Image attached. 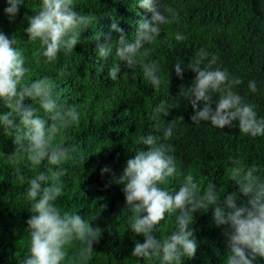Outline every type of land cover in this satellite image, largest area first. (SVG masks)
<instances>
[{"label":"clouds","instance_id":"clouds-1","mask_svg":"<svg viewBox=\"0 0 264 264\" xmlns=\"http://www.w3.org/2000/svg\"><path fill=\"white\" fill-rule=\"evenodd\" d=\"M4 3L5 16L14 22L25 0ZM136 3L152 13L151 19L140 20L131 38L117 23H112L111 29L120 33L119 38L109 43L110 37H106L98 46V56L105 62L110 55L115 57L108 68L110 80L121 79L118 61H123L131 69L133 79L139 69L145 81L155 90L161 89L165 84L160 64L151 58L152 46L164 26L178 22L179 14L167 0ZM93 22L90 13L77 10L76 0H39L38 10L27 16L23 29L29 44L40 45L39 54L34 57L0 30V101L9 109L0 111V133L12 137L16 145L6 159L12 168L11 183L25 185L22 196L32 213L27 220L28 248L19 264H86L95 252L93 243L102 234L100 227L92 226L99 212L90 221L88 216L69 213L57 203L63 194L61 178L67 172L65 165L74 162L76 151L74 145L65 142L63 133L79 123V105L61 103L56 79L49 75L32 79L30 71L33 65L56 62L60 53L70 56L81 42V33ZM174 39L180 42L187 36L177 31ZM167 46L174 45L169 41ZM66 67H62L61 75ZM185 68L196 74L192 83L181 85L175 100L168 94L147 113V119L153 122L150 127L160 134L149 131L140 135L136 142L141 147L127 159L120 176L113 175L114 181L123 185L127 230L144 237L143 242L136 241L131 256L143 258L145 264H185V258H193L199 245L194 235V214L211 209L216 225L227 226L224 235L228 251L223 264H255L258 257H264V175L256 165H246L238 158L231 160L228 177L239 185V193L247 198L246 206H237L236 192L221 196V189L214 183L202 189L192 174H184L178 187L170 186L181 173L169 141L176 134L177 118H184L176 117L166 123L162 118L186 100L194 109V124L208 122L223 129L238 122L240 133L256 138L264 137V116L258 115L256 104L235 90L243 79L221 67L215 53L200 47L187 63L177 60L172 65L180 79L184 78ZM102 70L103 66L97 71ZM247 88L256 93L257 80H248ZM29 99L32 103H26ZM0 159H5L3 153ZM37 167L42 170L31 177L22 171ZM100 171L103 175L112 169L104 166ZM173 216L175 226L163 235ZM69 248L75 249L71 255Z\"/></svg>","mask_w":264,"mask_h":264},{"label":"trees","instance_id":"trees-1","mask_svg":"<svg viewBox=\"0 0 264 264\" xmlns=\"http://www.w3.org/2000/svg\"><path fill=\"white\" fill-rule=\"evenodd\" d=\"M179 14L178 22L164 26L151 53V58L160 64L165 87L154 89L137 69L135 79L125 62L121 65V79L108 78V68L115 61L111 56L105 62L98 56V46L110 37L115 42L120 33L111 29L117 23L129 38L134 35L138 22L151 19L152 13L142 9L136 0H76L77 10L90 13L93 24L81 33V42L73 53L65 57L59 54L56 62L48 65H33L31 78L49 75L57 81L60 102L76 103L81 111L78 124L70 126L63 135L65 142L75 146V160L65 167L67 172L61 178L63 194L57 201L69 213L76 212L91 221L95 213L100 215L92 222L93 227L102 229L98 242L93 243L94 253L86 264H145L131 256L137 240L143 242L142 234L127 230L125 208L126 198L123 185L114 181L119 177L127 159L141 145L137 138L149 131L156 133L147 119L152 107L168 94L175 100L181 85L189 86L195 73L188 68L184 78L176 76L172 65L180 60L187 63L192 55L205 47L218 56V64L227 67L230 73L241 77L243 83L236 86L246 101L256 104L258 115L264 116V2L261 0H167ZM0 0V30L9 38L18 41V47L26 54H39V43L29 44L27 16L38 10L39 0H25L14 22H10ZM183 32L187 39L176 42L174 34ZM97 34H100L97 36ZM173 43V48L167 46ZM147 59V58H145ZM67 65L61 75V69ZM103 70L98 73V68ZM127 73L128 75H124ZM255 78L258 91L252 93L247 81ZM168 85V89L167 86ZM215 98V97H214ZM26 103H32L29 99ZM215 108V104L212 105ZM0 101V111L7 112ZM194 109L186 100L178 108L170 109L164 123L176 117V134L170 139L181 176L170 182L179 186L184 174H192L201 188L214 183L225 193H238L237 206H246L247 198L239 193V185L229 180L228 170L232 159H240L246 165H256L264 175V137L252 138L240 133L235 126L216 128L208 122L196 125L191 120ZM43 115V114H41ZM12 137L0 133V264H19L28 248L27 220L31 216L28 203L22 196L25 185L12 184V168L7 158L15 151ZM83 157V159H81ZM108 166L110 173L101 174V168ZM22 169L27 177L41 171ZM194 235L199 245L196 255L185 258V264H223L227 255L226 225L217 226L210 209L207 213L194 214ZM175 226V217L168 219L167 235ZM159 235V234H157ZM75 249L69 248V255ZM67 260V258H66ZM255 264H264V257H258Z\"/></svg>","mask_w":264,"mask_h":264}]
</instances>
